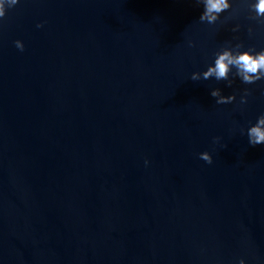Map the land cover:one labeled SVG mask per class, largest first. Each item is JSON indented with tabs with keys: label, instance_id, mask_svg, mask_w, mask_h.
Returning <instances> with one entry per match:
<instances>
[{
	"label": "water",
	"instance_id": "95a60500",
	"mask_svg": "<svg viewBox=\"0 0 264 264\" xmlns=\"http://www.w3.org/2000/svg\"><path fill=\"white\" fill-rule=\"evenodd\" d=\"M200 11L191 0L8 11L0 264H264V145L239 133L264 111V83L189 79L233 35L264 46V28L249 38L241 10L233 34L235 21L203 25ZM212 87L252 94L241 110L215 104Z\"/></svg>",
	"mask_w": 264,
	"mask_h": 264
},
{
	"label": "clouds",
	"instance_id": "9594fccd",
	"mask_svg": "<svg viewBox=\"0 0 264 264\" xmlns=\"http://www.w3.org/2000/svg\"><path fill=\"white\" fill-rule=\"evenodd\" d=\"M201 9L198 22L203 25L215 26L219 23L228 25V30L239 33L241 23L239 22L241 10L245 19L253 22L247 26V34L252 38L259 28H264V0H191ZM21 4V0H0V23H2L8 11ZM227 14V15H225ZM43 27L42 23L36 25ZM15 47L24 50V42L20 39L14 41ZM189 48H195L196 42L189 39ZM189 79L193 81L224 82L226 87L231 88L239 82L242 85H257L264 83V46L247 44L238 35L224 40L212 52L210 58L199 70L193 71ZM252 90L244 87L242 90L234 88L225 95L220 87H212L210 95L215 99L217 105H235L241 110L249 102ZM239 95V99H237ZM240 135L247 137L252 146L264 145V111H261L254 120H249L245 126L239 127ZM221 137L213 138L214 143H219ZM225 146V145H224ZM199 158L208 164L213 162V156L209 151L198 154ZM145 165L149 163L145 160ZM237 264H247L244 258H239Z\"/></svg>",
	"mask_w": 264,
	"mask_h": 264
}]
</instances>
